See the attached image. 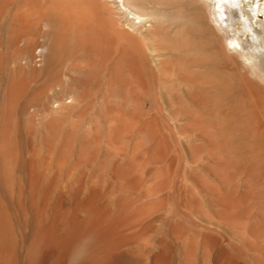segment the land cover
Segmentation results:
<instances>
[{"label": "rangeland", "instance_id": "obj_1", "mask_svg": "<svg viewBox=\"0 0 264 264\" xmlns=\"http://www.w3.org/2000/svg\"><path fill=\"white\" fill-rule=\"evenodd\" d=\"M213 1L222 27L215 41L178 55L148 51L135 86L101 72L88 51L62 46L48 22L32 33H15V4L0 18V174L11 173L0 178L8 193L3 198L7 193L0 185V198L15 221L18 264H53L58 256L64 262L57 258L56 264H76L79 254L111 242L86 229L69 257L59 251L40 260L44 242L30 209V170L43 175L37 203L45 186L51 187L48 216L61 201L70 213L74 201L85 202L94 188L101 194L99 205L111 214L129 204L132 243L123 252L136 258L132 264H264V141L249 133L252 119L258 132L264 130V116L259 105H252L258 94L249 89L247 62L228 44L237 37L238 52L251 51L264 61L259 37L264 0ZM198 3L149 5L166 19L183 12L188 20L150 18L140 31L185 33L197 11L208 28ZM192 59L202 62L190 67L191 82L160 72L173 61L185 69ZM22 79L26 85L16 94ZM3 122H10V133L4 134ZM2 148L11 153L7 160L14 154L8 169Z\"/></svg>", "mask_w": 264, "mask_h": 264}, {"label": "bare ground", "instance_id": "obj_2", "mask_svg": "<svg viewBox=\"0 0 264 264\" xmlns=\"http://www.w3.org/2000/svg\"><path fill=\"white\" fill-rule=\"evenodd\" d=\"M176 1L178 0H118L117 5L112 6L110 0H0V18H3L5 12L15 4L16 6H14L15 9L13 13V19H11L13 20L15 33L19 35L28 33L37 25L41 24V22H48V25L50 23L58 34L62 46H65L68 49H72L74 52L88 51L91 60H93L94 63L98 65L101 72H106L107 70V72L109 71L108 74L110 73L115 80L135 86L134 81L138 78L137 74L140 72L141 66L148 51L152 50L153 52H157L158 50H164V52L166 53L171 52L172 54L174 53L177 55L181 51H187L191 53L195 50V52H198L201 51V46H205L213 42L216 37L215 34L217 32H220L222 29V27L218 25V20L216 18V3H214L213 0H196V2L200 3L198 4L201 5L202 10L205 14L204 16L208 21L210 27L206 28L203 27L202 24H200L201 21H199V19L202 12L199 13L197 11L196 17L192 18L191 20V23L194 26L189 27L188 30L186 29L187 31L185 33L181 32L176 34V36H163L165 35L163 32V35L159 36V33L155 34L154 32H150L151 30L148 32L140 31L141 25L144 23V21H148L150 18H160L165 20L166 23H176L177 21L179 22L188 20V17H186L183 12V14L179 13L174 18L169 17L166 19V15L164 16L163 14H160L161 12H159L160 10H158L160 8H158L157 10L155 9L156 6L170 7ZM149 5H155V7L151 8L149 7ZM151 9H153L152 12ZM40 26L41 25H39L38 27ZM124 26H128L131 31L126 29ZM262 26L263 32H259V37L261 43L264 44V24ZM166 31L168 32V30ZM221 36L222 39H225V34L221 33ZM228 44L229 47L237 51L239 57L243 58L244 61L248 63H245V65L247 66V74L251 76V79L248 82V86L252 93L256 91L258 94V98L253 100L252 105H259L263 110L264 116V61L251 51H245L243 53L238 52L237 49L241 47V43L237 37L235 39H229ZM242 49L244 48L242 47ZM202 58L204 59L206 57L202 56ZM201 60L192 59L190 62H188L185 69H179L173 61L172 64L171 62L169 64L167 63V65L164 64V66L161 67L162 70L160 72H162V75L168 76L169 79L182 78L186 81L191 82L195 78H193V71L190 70V67L193 68V66L200 65L198 64V61H200L201 63ZM98 67L96 66V68ZM212 73L213 72H211V74ZM23 82L25 83L24 80L19 81L18 83L20 84H18L17 87L14 88V91H17L16 94H21L23 92L24 85H26V83L23 85ZM138 85L139 84L136 83V86ZM10 120L11 119H9V121ZM4 121L8 120L4 119ZM9 123L10 122H3L2 126L5 127V129H3L5 133L4 131L2 133L8 134L10 133V131H12L10 130L11 126ZM249 126L250 135L252 137L254 136L256 138H259L258 140L264 141V130L258 132L253 126V119L251 121V125ZM4 134H2V136ZM4 136L6 137L7 135ZM5 137L4 141L5 143H7L9 139L8 141L6 140L9 136H7L6 138ZM3 148L5 149L6 147ZM3 148L2 152L4 151ZM9 149L10 147L6 150L8 151ZM6 153L3 152L1 153V155H5ZM10 154L8 153L9 156H11ZM6 155L5 166H8L6 167V169H8L9 161L14 158V154L12 155L13 158H8L10 160H7L8 155ZM3 157L4 156L0 158L2 159ZM29 164L28 166H31ZM35 165L36 164L34 163V166H32V168L35 167ZM36 169L38 170V168ZM38 172L34 170L31 172L30 170V174L28 173L29 175L27 176L29 178V181L28 178L25 179H27L26 182L28 181L29 184L31 197L30 203L31 205L34 203V205H32L33 208L30 209L33 210L32 212H34L35 210L34 217L38 222V234L44 242V251H42L45 253V256H42V258L39 257L40 260H42L43 257H46L45 259L47 260V258L50 259L51 256H57L56 253L59 251L63 252V254L66 255V258L67 256L69 257V254L72 252L77 237L86 229H95L101 238H104V240L111 239V242L102 250H87L86 252L79 254L76 264H117L116 262L119 259L124 260L127 264H132V258L134 259V257H130L131 255H128L131 253H129V251L128 254L126 251V253L123 252V248L126 245L130 244V242L132 241V238H129L127 236L128 227L133 220L129 212V204L123 205L118 210V212H114L115 214H113L112 209L111 214L107 209H105L104 206L103 208L101 204L99 205L101 194L96 191V188H94L95 191L92 190V193L90 192L91 195H89V198H86L87 200L85 202H83L85 199L82 201L83 203L74 201L73 210H70V213H68L67 208L66 210H64V202L60 199L59 201L61 202L56 207L54 206L55 208L53 212L48 216V213L46 214V210L49 204L46 201L48 200V194L51 195V193H49L51 187L47 189L48 185L45 186V192H42V197L40 196L41 201L39 200V198L38 201L40 202L37 203V201H35V198L37 196V193L39 192V187L42 183L41 181L43 176L39 174L41 172ZM6 173L11 176L10 170L9 172L8 170H6ZM7 174H5L6 176L4 178L0 174V178L2 177L3 179H7ZM8 182L9 180L7 181V183ZM1 184L3 185V183H1L0 181V185ZM6 188L7 187H5L4 189L6 190ZM3 190H1V192H3ZM41 191H43V189ZM5 192L7 193V190ZM2 195H4V197H2L5 198V195L7 196L8 193H4ZM1 198L0 264H18V243L15 221L14 218L8 213L7 208L1 201ZM30 209L28 210L30 211ZM27 215L29 214L27 213ZM46 215L47 217H49L48 219ZM31 216L33 215L31 214ZM34 221L35 220H33V222ZM43 242L41 243L43 244ZM57 258L56 260H54L58 262ZM54 260H52L53 264H56L54 263ZM44 261L45 260H42L39 263H45ZM59 262H64V260L61 261L60 259Z\"/></svg>", "mask_w": 264, "mask_h": 264}, {"label": "snow or ice", "instance_id": "obj_3", "mask_svg": "<svg viewBox=\"0 0 264 264\" xmlns=\"http://www.w3.org/2000/svg\"><path fill=\"white\" fill-rule=\"evenodd\" d=\"M221 3H227V2H233V3H239L240 0H219Z\"/></svg>", "mask_w": 264, "mask_h": 264}]
</instances>
